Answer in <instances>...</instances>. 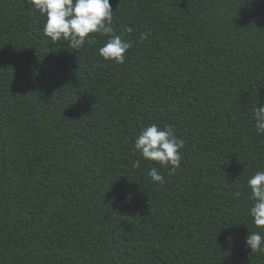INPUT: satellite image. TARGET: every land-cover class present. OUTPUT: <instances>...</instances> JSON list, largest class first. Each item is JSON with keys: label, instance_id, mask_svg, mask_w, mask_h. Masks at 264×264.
Listing matches in <instances>:
<instances>
[{"label": "trees", "instance_id": "1", "mask_svg": "<svg viewBox=\"0 0 264 264\" xmlns=\"http://www.w3.org/2000/svg\"><path fill=\"white\" fill-rule=\"evenodd\" d=\"M110 4L122 64L98 54L110 36L77 50L30 0H0V264H264L245 244L264 236L247 185L264 0ZM151 123L184 141L172 174L134 148Z\"/></svg>", "mask_w": 264, "mask_h": 264}, {"label": "clouds", "instance_id": "2", "mask_svg": "<svg viewBox=\"0 0 264 264\" xmlns=\"http://www.w3.org/2000/svg\"><path fill=\"white\" fill-rule=\"evenodd\" d=\"M31 6L45 17L43 34L51 41L67 40L70 47L82 48L86 43H94L90 39L93 33L110 36L106 43L98 49V54L105 60L124 63L125 53L132 43L122 39L120 35H112L113 10L110 0H30ZM131 33L133 29L126 27ZM150 33L140 34L143 41ZM253 120L257 135H264V105L253 109ZM134 148L141 157L148 161L158 162L172 174L181 166V149L184 141L175 135L173 125L163 128L156 123L144 126L134 138ZM140 160L134 167H139ZM148 175L153 182L164 183V177L156 167L149 169ZM252 204L248 214L258 228H264V171H257L247 181ZM245 244L251 252L264 253V236L260 232H249Z\"/></svg>", "mask_w": 264, "mask_h": 264}]
</instances>
